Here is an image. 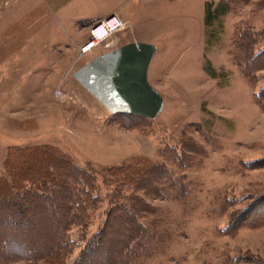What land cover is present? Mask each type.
Returning a JSON list of instances; mask_svg holds the SVG:
<instances>
[{
    "label": "rangeland",
    "instance_id": "374dc122",
    "mask_svg": "<svg viewBox=\"0 0 264 264\" xmlns=\"http://www.w3.org/2000/svg\"><path fill=\"white\" fill-rule=\"evenodd\" d=\"M115 14L124 29L81 55L94 23ZM248 33L264 50V0H0V177L11 149L50 147L92 176L98 197L66 233V264L119 191L139 210H122V230L140 237L118 264H264V57L245 55ZM133 42L156 48L154 119L111 113L77 79ZM131 166L152 173L114 183L111 170Z\"/></svg>",
    "mask_w": 264,
    "mask_h": 264
},
{
    "label": "trees",
    "instance_id": "16d2710c",
    "mask_svg": "<svg viewBox=\"0 0 264 264\" xmlns=\"http://www.w3.org/2000/svg\"><path fill=\"white\" fill-rule=\"evenodd\" d=\"M247 36L248 40H242L245 55L255 61L263 58L264 50L257 54L254 50L255 36L244 35ZM261 64L264 67V58ZM5 169L7 175L0 177V262L66 264L70 253L66 233L72 226L87 221L88 215L80 211L82 204L86 208H96L98 204V197L91 198L92 176L74 166L68 156L50 147L11 149ZM111 171L112 178H117L114 183L130 181L136 186L152 173L150 169L133 166ZM120 193L115 194L110 203L114 208L109 212L105 227L86 246L76 264H118L122 253L127 254L128 245L139 239L140 235L134 236L131 230H122L127 223L122 210L130 208L133 217L139 210L122 203ZM39 213H46L42 222L38 220ZM38 228L44 231H36Z\"/></svg>",
    "mask_w": 264,
    "mask_h": 264
},
{
    "label": "water",
    "instance_id": "95a60500",
    "mask_svg": "<svg viewBox=\"0 0 264 264\" xmlns=\"http://www.w3.org/2000/svg\"><path fill=\"white\" fill-rule=\"evenodd\" d=\"M155 52L153 45L133 42L97 58L89 65L94 66L97 74L106 80L126 107V113L154 119L163 110V98L148 80Z\"/></svg>",
    "mask_w": 264,
    "mask_h": 264
},
{
    "label": "bare ground",
    "instance_id": "6f19581e",
    "mask_svg": "<svg viewBox=\"0 0 264 264\" xmlns=\"http://www.w3.org/2000/svg\"><path fill=\"white\" fill-rule=\"evenodd\" d=\"M100 63V62H96ZM97 65V64H95ZM77 79L92 93L111 113H119L125 111L126 107L118 98L115 92L108 86L103 79L94 70V66H90L82 73L77 75Z\"/></svg>",
    "mask_w": 264,
    "mask_h": 264
},
{
    "label": "built area",
    "instance_id": "2783aa9c",
    "mask_svg": "<svg viewBox=\"0 0 264 264\" xmlns=\"http://www.w3.org/2000/svg\"><path fill=\"white\" fill-rule=\"evenodd\" d=\"M125 23L117 16L112 15L100 22H97L90 29V37L88 41L81 46L80 54L85 55L92 52L108 40L116 33L123 30Z\"/></svg>",
    "mask_w": 264,
    "mask_h": 264
}]
</instances>
